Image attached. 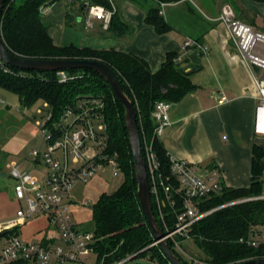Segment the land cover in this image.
<instances>
[{"label": "trees", "instance_id": "16d2710c", "mask_svg": "<svg viewBox=\"0 0 264 264\" xmlns=\"http://www.w3.org/2000/svg\"><path fill=\"white\" fill-rule=\"evenodd\" d=\"M61 0H6L2 13V33L5 44L13 53L26 58H67L94 59L107 64L120 80L125 92L137 109L138 125L141 133L143 158L147 166L145 144H151L160 165L158 181L172 186L170 197L177 202L170 207L164 189L160 195L164 202L161 217L154 194H151L155 217L166 234L173 230L176 216L182 211L181 195L177 194L178 182L171 175V161L168 153L155 135L157 122L153 117L158 102L175 104L189 93L195 91L187 68L178 62V53H168L160 70L153 73L149 64L142 58L118 51L114 48L97 50L89 47L56 45L49 34V28L43 21V9ZM135 2L141 0H132ZM156 4L146 12L145 21L154 27L158 34H166L172 27L160 15L161 3H173L179 0H155ZM264 4V0H253ZM85 2L113 10L111 0H72L78 5V11L86 12ZM102 28V26H101ZM103 34L115 38L132 36L134 29L125 23L117 11L111 24ZM7 73L0 68V88L18 96L25 109L37 104L47 103L58 119L62 112L79 99L94 98L105 103L107 123V151L118 155V161L125 177L124 183L111 194H102L93 209V232L96 243L93 245L97 264H116L129 258L127 264L139 259H147L156 264H170L159 246L154 245L152 233L146 224L137 197L134 160L125 125V110L115 98L110 86L95 71L68 70L75 79L60 83L56 72L20 71L8 66ZM263 149L253 147L252 185L245 189L224 187L220 194L203 199L199 208L209 212L206 217L195 223L191 229V241H182L194 245L205 264H235L241 261L264 258V245L254 248L240 240H248L256 233H263L264 199L262 196ZM169 178V180H167ZM150 187H152L149 177ZM223 207L226 204L252 199ZM21 228L7 231L2 237L20 236ZM55 232L49 230L40 242L43 245L56 244ZM169 245L184 264H194L195 258L183 255L171 240ZM185 252V251H184ZM186 253V252H185ZM187 254V253H186ZM188 255V254H187ZM189 256V255H188ZM16 264H28L19 262Z\"/></svg>", "mask_w": 264, "mask_h": 264}, {"label": "built area", "instance_id": "2783aa9c", "mask_svg": "<svg viewBox=\"0 0 264 264\" xmlns=\"http://www.w3.org/2000/svg\"><path fill=\"white\" fill-rule=\"evenodd\" d=\"M72 1V0H70ZM112 6L113 2L111 0ZM166 3H161L160 15L164 16ZM86 25L93 26V21L102 23V28L107 30L111 24L115 8L108 10L103 6L91 5L85 2ZM46 8L43 9L45 13ZM220 20L226 26L239 54L251 70L257 90L258 105L255 109V133L264 136V34L255 31L249 25L238 20L232 6L224 5L221 10ZM196 46L208 53L209 48L196 41L188 40L185 47ZM260 68L256 73L255 68ZM0 68L10 73L11 70L0 61ZM56 75L60 83H68L75 77L67 71H58ZM44 109H39L43 121L37 122V127L43 137L45 150L32 151L33 162L41 163L45 174L37 176L27 171H22L16 162L9 163L10 177L13 179L14 194L18 201L24 203L16 216L10 220L0 222V235L17 228H22L34 218H46L54 229L55 235L62 244L43 245L22 239L20 236L0 238V264H49L55 260L57 264L69 262L79 264H97V257L93 250L96 243L94 232L82 230L74 221L70 211L69 192L77 182L88 183L99 170L111 167L114 177L122 173L117 154L107 151V123L105 120V103L94 98H83L69 105L59 116L54 119L53 112L47 103L41 104ZM172 104L158 102L153 113L157 122L155 135L160 136L171 124L170 111ZM91 143L93 146H91ZM146 161L148 175L151 178V194H154L161 217L164 218V202L159 189L164 193L172 208L177 206L174 198L170 197L171 187L161 179L158 181L160 165L156 159L152 145L146 143ZM169 155V154H168ZM171 175L178 182L177 194L181 195L182 211L176 216L173 230H168L166 239L171 240L177 250L188 256L181 248V241H191V229L195 223L206 217L209 212H201L200 202L214 194H220L225 187L221 172L218 168L204 170L170 156ZM169 180V178H167ZM252 199L235 201L224 206L227 207ZM262 199V198H259ZM251 247L258 248L264 245V232L256 233L248 240L241 239ZM94 257L95 263H92ZM192 259V258H191ZM91 260V261H90ZM125 258L116 264H127ZM194 264H205L194 260Z\"/></svg>", "mask_w": 264, "mask_h": 264}, {"label": "crops", "instance_id": "0c3cea01", "mask_svg": "<svg viewBox=\"0 0 264 264\" xmlns=\"http://www.w3.org/2000/svg\"><path fill=\"white\" fill-rule=\"evenodd\" d=\"M114 1L115 11L134 29L132 36L124 39L106 36L102 23H95L96 20L92 27H87L86 12L80 13L78 5L71 4L78 20L73 22V14L60 1L53 5L46 19L55 44L132 53L144 59L153 73L160 70L168 53H178V62L190 71L196 89L172 104L171 124L159 136L160 143L172 157L206 171L218 168L226 188H250L253 147L264 151V136L254 129L258 90L220 16L223 5L229 3L238 20L264 34V4L253 0L166 3L163 17L172 29L160 35L145 21L146 12L156 4L155 0H142L147 7H139L132 0ZM188 40L207 46L208 53L196 46L185 47ZM261 166L260 198L264 199V156ZM35 167L39 171L35 175L45 174L41 163H35Z\"/></svg>", "mask_w": 264, "mask_h": 264}, {"label": "rangeland", "instance_id": "374dc122", "mask_svg": "<svg viewBox=\"0 0 264 264\" xmlns=\"http://www.w3.org/2000/svg\"><path fill=\"white\" fill-rule=\"evenodd\" d=\"M61 1L64 3L61 4L65 10H68L67 12L71 16L73 14L71 20L77 22L78 20L74 16L75 13L70 9L72 6L71 1ZM193 1L197 2V0ZM208 1L212 2V0ZM112 2L115 1L112 0ZM135 3L139 7H147L146 2L142 0ZM53 5L46 7V11L43 13V21L48 28H50V25L46 19L50 15ZM39 109H44L41 104H37L30 109L23 108L17 95L0 88V222L14 218L20 208L24 207V203L18 201L15 197V183L10 177V170L7 165L16 162L22 171L39 174L32 157V151L43 152L45 150L43 137L37 127V122H42L44 119L43 115L39 114ZM91 146H93L92 143ZM124 181L123 173L119 177H114L112 168L105 167L99 170L88 183L77 182L74 184L69 192L67 203L70 204V211L75 223L82 230L93 232V209L100 196L105 193H113ZM49 230L52 232L54 229L49 225L46 218H34L21 228L20 237L30 242L39 243ZM260 231H264V228H260ZM59 243L62 244L61 241ZM181 248L190 256L189 258L200 259L201 254L194 245L183 242ZM91 259L92 263H95L94 257H91ZM49 264L57 263L52 260ZM65 264L79 263L67 262ZM134 264L156 263L147 259H139Z\"/></svg>", "mask_w": 264, "mask_h": 264}, {"label": "water", "instance_id": "95a60500", "mask_svg": "<svg viewBox=\"0 0 264 264\" xmlns=\"http://www.w3.org/2000/svg\"><path fill=\"white\" fill-rule=\"evenodd\" d=\"M6 0H0V61L20 71L58 72L68 70H92L98 73L110 86L115 98L125 110V125L134 160L135 180L137 183V197L146 224L148 225L154 245L159 246L170 264H184L169 245L166 234L161 229L152 205L151 187L146 163L143 158L141 133L137 119V109L134 102L125 92L115 72L104 62L94 59H67V58H26L19 56L7 47L2 33V13ZM255 71L260 73V68ZM187 73L190 71L187 70ZM235 264H264V258H253Z\"/></svg>", "mask_w": 264, "mask_h": 264}]
</instances>
